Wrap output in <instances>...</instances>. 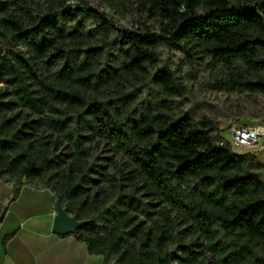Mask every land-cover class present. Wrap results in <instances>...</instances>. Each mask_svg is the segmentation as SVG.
<instances>
[{"label": "trees", "instance_id": "obj_1", "mask_svg": "<svg viewBox=\"0 0 264 264\" xmlns=\"http://www.w3.org/2000/svg\"><path fill=\"white\" fill-rule=\"evenodd\" d=\"M95 1L0 0L9 200L50 189L101 264H264V165L177 109L188 89L171 64L261 98L263 118L264 0Z\"/></svg>", "mask_w": 264, "mask_h": 264}, {"label": "crops", "instance_id": "obj_2", "mask_svg": "<svg viewBox=\"0 0 264 264\" xmlns=\"http://www.w3.org/2000/svg\"><path fill=\"white\" fill-rule=\"evenodd\" d=\"M254 152L264 165V145ZM12 194V185L0 179V264L8 257L14 264H101L85 242L53 231L56 197L50 189L24 182L19 196L10 201Z\"/></svg>", "mask_w": 264, "mask_h": 264}, {"label": "rangeland", "instance_id": "obj_3", "mask_svg": "<svg viewBox=\"0 0 264 264\" xmlns=\"http://www.w3.org/2000/svg\"><path fill=\"white\" fill-rule=\"evenodd\" d=\"M86 1L94 6L97 5L95 0ZM100 11L113 16L121 26L129 28V23L130 25L132 24L131 22L122 20L119 15L114 14L111 10L101 9ZM138 21L139 19H136L134 25ZM171 64L181 76L182 81L185 82L188 89L186 98L178 100L177 109L187 110L195 118L207 116L215 121H219L220 131L224 130L229 123L243 125L264 124V117L261 119L253 118V115L263 110L261 98L252 100L243 94L215 88L204 67L202 65H198L195 68L188 67L183 56L178 55L173 57ZM224 136L229 138L227 131L224 132ZM234 151L236 153L250 152L249 149L239 148L234 149ZM99 154L103 157H110L112 161L124 162L122 159L108 154L103 144L100 145Z\"/></svg>", "mask_w": 264, "mask_h": 264}, {"label": "built area", "instance_id": "obj_4", "mask_svg": "<svg viewBox=\"0 0 264 264\" xmlns=\"http://www.w3.org/2000/svg\"><path fill=\"white\" fill-rule=\"evenodd\" d=\"M225 131L228 132L229 138L224 136ZM220 135L222 143L229 144L233 150L249 149L255 154L254 151L264 145V125L258 123L252 125L229 123L224 130H221Z\"/></svg>", "mask_w": 264, "mask_h": 264}, {"label": "water", "instance_id": "obj_5", "mask_svg": "<svg viewBox=\"0 0 264 264\" xmlns=\"http://www.w3.org/2000/svg\"><path fill=\"white\" fill-rule=\"evenodd\" d=\"M55 209L56 216L54 218L53 231L61 236L73 234L88 222L86 220H79L76 216L68 214L66 208L61 205L58 199L55 200ZM6 264H14V262L8 257L6 258Z\"/></svg>", "mask_w": 264, "mask_h": 264}]
</instances>
